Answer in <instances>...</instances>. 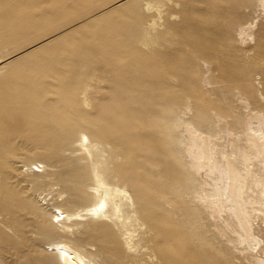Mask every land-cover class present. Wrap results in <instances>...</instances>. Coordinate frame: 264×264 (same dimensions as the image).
Masks as SVG:
<instances>
[{
  "label": "rangeland",
  "instance_id": "obj_1",
  "mask_svg": "<svg viewBox=\"0 0 264 264\" xmlns=\"http://www.w3.org/2000/svg\"><path fill=\"white\" fill-rule=\"evenodd\" d=\"M247 1L173 0L177 7L166 3L164 17L150 29L148 22L153 18L148 17L147 3L159 0H0V264H32L42 253L44 242L51 239L71 243L92 264H168L143 220H134L139 213L128 221L129 209L125 207L122 221L102 220L86 213L100 193L90 177L87 185L93 192L84 194L77 179L81 174L90 176L98 162L102 161L108 181H117L133 191L127 180L119 177L125 160L118 154L120 148L114 145L112 134L87 116L96 114L92 112L95 104L108 103L111 95L108 82H96V76L85 78L82 59L78 60L82 58L80 52L86 51L87 44L97 43L99 32L106 33L111 26L126 29L129 36L133 34V41L140 36L139 32L134 34L135 28L146 27L143 34L161 32L157 39L163 45L142 48L143 40L135 50L142 56H152V63L164 71L161 81L166 91L174 93L172 99L183 108L190 105L194 114L210 101L235 123L245 113L237 91L247 95L257 110H264V103L253 96V92L264 93V45H260L264 42V16L258 15L256 0ZM14 14L20 17L19 23L14 22ZM6 18L11 22L5 23ZM256 18L260 19L256 41L244 46L237 31ZM205 63L210 66L213 84L204 83L209 74ZM180 67L184 69L180 76L177 74L180 82L174 83L165 69L175 73L174 69ZM85 85L90 107L83 106ZM16 114L25 122L20 131L13 130L9 123ZM59 114L68 119L62 127L44 126ZM71 130L76 133L74 143L68 145ZM81 133L91 139L90 158L82 152ZM84 158L90 163H82ZM76 162L86 166L78 174ZM38 163L45 165L44 172L34 173L32 165ZM188 199L190 202L191 196ZM28 203L33 206L24 209L22 206ZM55 206L78 214L66 223L75 231L73 236L49 232L42 237L40 220L46 216L55 227L51 213ZM101 223L108 225L106 237L99 228ZM195 223L192 231L199 232L193 234L200 236L197 244L205 258L202 264H251L220 243H211L213 231L202 216L198 215ZM127 230L133 233L129 238L123 235Z\"/></svg>",
  "mask_w": 264,
  "mask_h": 264
},
{
  "label": "bare ground",
  "instance_id": "obj_2",
  "mask_svg": "<svg viewBox=\"0 0 264 264\" xmlns=\"http://www.w3.org/2000/svg\"><path fill=\"white\" fill-rule=\"evenodd\" d=\"M159 1L147 3L148 17L153 18L148 22L150 29H155L157 21L164 17L166 3L177 7L173 0ZM254 4L258 15L264 16V0H256ZM258 18L239 27L237 36L242 45L255 43V33L260 28ZM4 22L11 20L6 18ZM14 22H20L17 14H14ZM145 29L135 28L134 34L139 32L140 36L133 41V34L129 36L126 29L111 26L106 33L99 32L97 43L87 44L86 51L80 52L82 58L78 60L82 59L81 72L86 74L85 78L96 76V82H108L107 92L111 95L108 103L95 104L92 112L96 114L87 116L98 120L105 133L112 134L114 145L120 148L118 154L125 160V165L119 169L121 175L118 171H112V174L127 180L133 191L131 193L126 185L121 186L117 181H108L102 161L98 162L90 176L81 174L77 179L84 194L93 192L87 185L90 177L96 181L95 189L100 193L97 202L91 204L86 213L107 221H122L124 207L129 209L127 221L139 213L138 219L134 220H143L168 264H202L205 260L197 244L200 236L194 235L199 232L192 231L199 215L213 231L211 243H220L251 264H264V110H257L252 100L241 91H237L236 96L245 113L235 123L224 117L210 101L199 107L195 114L190 105L184 108L177 105L172 99L174 93L166 91L161 81L164 71L152 63V56H142L135 50L138 42L143 40L142 48L150 44L163 45L157 39L161 32L143 34ZM260 43L264 45L263 41ZM153 58L160 63L158 57ZM205 65L209 74L204 83L213 84L210 66ZM183 70L180 67L170 73L173 70L165 69L167 76L172 75L174 83L180 82L178 77ZM88 91V85H85L82 91L84 107H90L86 96ZM254 94L260 104L264 103L263 92ZM224 101H227L226 97ZM220 109L226 110V107ZM61 116L55 115L52 120L45 121L44 126L62 127L61 124L68 119ZM11 119L9 125L13 130L24 129V119L17 114ZM75 133L71 130L67 134L68 145L74 143ZM79 139L82 152L92 157L90 137L81 133ZM81 162L86 164L87 160L84 158ZM76 163L77 174L85 170L84 164ZM32 166L34 173L45 171L44 164ZM188 196L192 198L190 202ZM32 206L28 203L22 207ZM51 213L55 227L47 222L46 216L43 219L38 217L42 237L49 232L73 236L75 231L66 223L73 221L78 214L59 206L51 207ZM107 226L101 223L99 227L104 237L108 236ZM132 234L127 230L123 235L129 238ZM206 243L210 244L207 240ZM41 251H35L34 258L37 253L40 255L32 264H92L75 246L64 240H47Z\"/></svg>",
  "mask_w": 264,
  "mask_h": 264
}]
</instances>
